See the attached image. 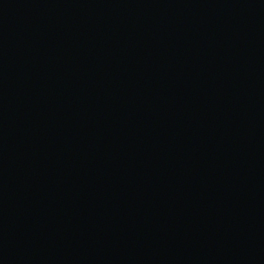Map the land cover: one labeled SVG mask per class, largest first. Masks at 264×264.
<instances>
[{
    "label": "water",
    "instance_id": "95a60500",
    "mask_svg": "<svg viewBox=\"0 0 264 264\" xmlns=\"http://www.w3.org/2000/svg\"><path fill=\"white\" fill-rule=\"evenodd\" d=\"M0 264H264V0H0Z\"/></svg>",
    "mask_w": 264,
    "mask_h": 264
}]
</instances>
